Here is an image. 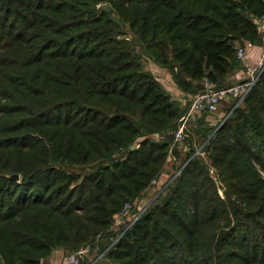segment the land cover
Returning a JSON list of instances; mask_svg holds the SVG:
<instances>
[{
	"label": "trees",
	"instance_id": "1",
	"mask_svg": "<svg viewBox=\"0 0 264 264\" xmlns=\"http://www.w3.org/2000/svg\"><path fill=\"white\" fill-rule=\"evenodd\" d=\"M263 15L264 0H0V264L84 247L75 264H264V71L218 122L197 117L220 104L188 116L206 157L175 138L190 95L238 83Z\"/></svg>",
	"mask_w": 264,
	"mask_h": 264
},
{
	"label": "built area",
	"instance_id": "2",
	"mask_svg": "<svg viewBox=\"0 0 264 264\" xmlns=\"http://www.w3.org/2000/svg\"><path fill=\"white\" fill-rule=\"evenodd\" d=\"M259 28L261 30L264 29V15L259 19ZM238 58L245 60L247 57L246 48L240 47L238 50ZM263 65V67L258 71L257 66ZM256 67L249 70V77L247 80L238 82L236 84L222 87L220 89H214L209 87L205 91L197 93L191 102L190 110L188 116L195 111L203 112V111H214L217 106L225 99H228L232 96H240V102L245 98V96L249 93L253 85L256 83L259 74L262 70H264V59L259 62ZM258 71V72H257ZM184 119V118H182ZM185 124V122H182ZM182 124L180 128H178L175 132L176 140L182 139L184 135L185 125ZM131 205L128 203L125 207V211L129 209ZM125 211L122 212L118 217L125 215ZM118 220V218H117ZM89 251L88 247L80 248L76 252L69 254L64 264H75L78 261V258L86 255Z\"/></svg>",
	"mask_w": 264,
	"mask_h": 264
},
{
	"label": "rangeland",
	"instance_id": "3",
	"mask_svg": "<svg viewBox=\"0 0 264 264\" xmlns=\"http://www.w3.org/2000/svg\"><path fill=\"white\" fill-rule=\"evenodd\" d=\"M106 3H104V5H105ZM264 31V29L262 30V32ZM260 48H261V50H263V55L261 56V58L259 59V62L261 61V60H263L264 59V44L262 45V46H260ZM247 51V50H246ZM248 53V52H247ZM150 62H147V66L150 68ZM263 67V65H261V66H257V70L259 71L261 68ZM257 71V72H258ZM264 70H262L261 71V73L259 74V76H258V79H259V77H260V75L262 74V72H263ZM257 79V80H258ZM193 97H194V95H191V97L189 98V100H188V102H189V105L191 106V101H192V99H193ZM233 100H236V98H234ZM232 100V101H233ZM231 101V102H232ZM242 101V100H241ZM225 107V105H223V103L222 104H220V106L218 107V109L217 110H215L214 112H212V113H210V114H208V116L207 117H205V115H202V116H199V117H197V118H199V120H203L204 118H206V119H204V120H206V122L208 123L209 121H210V123L211 122H218L220 119H222L223 117H224V112H223V108ZM190 108V107H189ZM190 110V109H189ZM189 110H186V112H185V115L184 116H182V118H184V119H182V118H180V125H179V128L181 127V125L182 124H184V123H182V122H185V129H184V135H183V138L182 139H179V140H176V141H180V142H183V141H185L186 139H185V137H186V135L187 134H190L191 132V136H192V138H193V143L195 144V147H196V152H195V154H198V153H201L204 157H206V154H205V152L203 151L204 149H203V146H204V144L205 143H207V141H209V138L206 140V142H201V141H203V140H201V136L200 135H198V133L197 132H193V131H196V130H193V128L192 129H190V124H191V121H192V119H188V113H189ZM226 113V112H225ZM200 115V114H199ZM194 118V117H193ZM187 126H188V128H189V130H186V128H187ZM211 133H213L212 131H211ZM201 142V143H200ZM172 169H171V165L170 164H168L167 166H166V169H165V172H164V174L162 175V177H161V179L159 180V185L157 186V187H155V188H153V189H151L150 191H148L147 193H146V195L144 196V198L143 199H140V200H138V202H137V205L138 206H136V208H137V212H136V209H134V211H133V213L130 215V217L128 218V220L130 219V220H136L142 213H144L149 207H150V204H151V202H152V195L154 194L153 192H155L157 189H160L162 186H163V184H164V182H166V180H167V178L169 179L170 178V175L172 174V171H171ZM211 171L212 172H214V168H212L211 169ZM262 173H263V175H264V170H262ZM221 192L223 193V190H221ZM138 211H139V213H138ZM138 214V215H137ZM122 220V219H121ZM121 220H120V217H118V220H117V223L118 224H120L121 223ZM134 220V221H135ZM68 256V254H64V258H63V261L64 262H62V264H64L65 263V259H66V257ZM102 255H100L97 259H95V254H93V255H91L90 256V258L91 259H95L93 262H92V264H94L100 257H101ZM108 263H110V262H107L106 264H108Z\"/></svg>",
	"mask_w": 264,
	"mask_h": 264
},
{
	"label": "crops",
	"instance_id": "4",
	"mask_svg": "<svg viewBox=\"0 0 264 264\" xmlns=\"http://www.w3.org/2000/svg\"><path fill=\"white\" fill-rule=\"evenodd\" d=\"M260 31H262L260 29ZM264 33V31H263ZM247 49V57L242 62V67L237 69L234 75L229 77V80H235L236 82H242L248 79L249 70L256 67L259 64V59L263 55V50H261L258 46L248 45ZM149 68V67H148ZM150 69L153 71L155 75L162 81L164 86L173 93V95L182 100V102L187 103V96L181 89L177 87V85L173 82L170 73H168L164 68L151 63ZM191 97V95H190ZM192 102V101H191ZM64 258V252L61 250H57L52 258L50 259L48 264H62Z\"/></svg>",
	"mask_w": 264,
	"mask_h": 264
},
{
	"label": "water",
	"instance_id": "5",
	"mask_svg": "<svg viewBox=\"0 0 264 264\" xmlns=\"http://www.w3.org/2000/svg\"><path fill=\"white\" fill-rule=\"evenodd\" d=\"M111 6H110V4H108V3H106L105 5H104V9H106V10H111ZM11 178H13V179H16V180H18L19 178H20V175L19 174H13V175H11L10 176Z\"/></svg>",
	"mask_w": 264,
	"mask_h": 264
}]
</instances>
